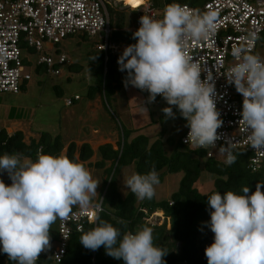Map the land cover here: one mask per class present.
Here are the masks:
<instances>
[{
	"label": "clouds",
	"instance_id": "9594fccd",
	"mask_svg": "<svg viewBox=\"0 0 264 264\" xmlns=\"http://www.w3.org/2000/svg\"><path fill=\"white\" fill-rule=\"evenodd\" d=\"M217 27L215 11L200 12L172 3L162 19L141 17L140 27L133 33L138 42L126 46L118 58L119 70L127 71L126 88L130 84L147 91L149 103L161 95L169 105L163 109L166 117L175 118L173 106L179 109L190 127L185 143L193 148L214 149L221 139L217 130L223 121L214 99L212 73L201 79L204 69L189 51L191 42L208 40ZM260 39L258 31L247 37L249 45ZM231 55L236 63L225 75L243 96L240 122L245 125L247 145L264 155V57L243 45H233ZM238 147V141L229 139L219 148L226 165L236 163ZM3 171L12 181L6 184L0 179L3 252L17 264H36L40 254L51 247L52 225L57 220L68 221L74 207L82 211L92 207L101 181L93 178L79 156L69 158L63 151L59 155L38 151L35 160L19 152L4 153L0 155ZM159 183L154 166L147 174L134 173L124 181L139 200H151ZM249 193L246 185L241 191L208 195L212 209L208 227L214 233V242L205 250L208 264H264V183ZM94 206L96 226L80 236L86 249L104 246L107 255L124 264H166L167 250L154 244L153 227L124 231L100 219L102 207L99 203ZM116 223L126 227L122 219Z\"/></svg>",
	"mask_w": 264,
	"mask_h": 264
},
{
	"label": "trees",
	"instance_id": "16d2710c",
	"mask_svg": "<svg viewBox=\"0 0 264 264\" xmlns=\"http://www.w3.org/2000/svg\"><path fill=\"white\" fill-rule=\"evenodd\" d=\"M206 1L208 0H150L156 10H165L172 3L199 6ZM135 3H142V0ZM116 7L113 4L109 5L111 28L112 15L114 13L116 15L112 34H115L116 31L129 33L125 30L124 17L118 16L119 12ZM134 43H137L135 39L130 38L122 46L125 49L126 46ZM263 44L264 33L259 42L260 46ZM121 54L122 52L112 54V59L109 55L106 73L104 72L105 55L103 54L98 67L100 81L91 86L89 93H92V89H99L107 98L108 85L111 90L125 85L127 71L121 72L118 64ZM109 63L112 64V68H109ZM71 67L79 68L80 65L72 64ZM37 68L40 70L42 66L38 65ZM26 83H22L21 89L25 88ZM117 126L116 147L109 142L101 145L102 157L95 163L104 167V180L93 200V206L102 202L103 211L99 214L100 219L111 222L124 231L135 232L146 225L153 227L154 244L167 250L164 257L166 264H208L205 250L214 242V233L208 227L212 211L208 206V195L215 191H219L223 195L230 189L241 191L246 185L249 186V194H251L255 192L258 183H264V170L252 171L249 167V154L243 150H236L237 161L228 166L224 160H219L217 157L209 158L206 151L192 150L183 145L180 140L176 143L171 154H168L160 137L150 141L146 135H133V132L122 124H117ZM38 151L55 155H59L63 151L69 158L79 156L80 162L86 167L93 164L91 159L94 156V150L88 142L71 141L65 144L61 135L52 136L48 132H42L38 138L31 137L27 141L25 133L20 129L9 133L6 128H0V155L19 152L23 153L25 157L35 160ZM203 156L206 158L205 168L217 176L215 187L207 193H202L196 187V182L201 175L199 157ZM107 163L108 165H106ZM131 164L135 165L136 172L139 174H147L154 166L157 173L159 172L160 181L167 174L183 171L184 175L178 191L174 192L169 199L159 201L153 197L151 200L144 199L138 203L137 197L131 191L127 196L122 197L117 188L116 175L122 166ZM1 173H5L8 177L4 181L11 184L9 174L6 171ZM76 208L79 207L73 209ZM159 211L165 215L163 224H151L146 220L153 213ZM117 219L126 221V227L117 225ZM96 223H85L81 231L77 229L72 231L66 253L60 262L57 263L53 259L51 251H48L40 255L36 264H124L122 259L107 255L104 246L92 251L81 244L80 236L95 227ZM168 223L170 229H167ZM59 224L60 221L57 220L52 225L50 230L51 247L47 250L53 249L60 241ZM0 264H17L3 252L2 243H0Z\"/></svg>",
	"mask_w": 264,
	"mask_h": 264
},
{
	"label": "rangeland",
	"instance_id": "374dc122",
	"mask_svg": "<svg viewBox=\"0 0 264 264\" xmlns=\"http://www.w3.org/2000/svg\"><path fill=\"white\" fill-rule=\"evenodd\" d=\"M108 1H111L113 6H117L118 16L124 17L125 30L129 31V33L116 31L112 34L111 42L124 45L125 41L133 38L137 14L139 11H144L145 6L141 5L142 3H135L138 0H124L126 3L121 0ZM127 4L129 6H126ZM163 13L164 10H157V19H162ZM112 19V29H114L115 13ZM99 42L101 40L98 36H88L83 33L67 36L54 47H50L49 41L46 40L45 51L56 63H59L60 54H65L68 59L67 62L57 66L58 74L49 72L44 66L38 70L41 53L24 48V59L30 62L26 63V69L32 75L31 80L17 93L0 92V128L12 127L13 131L20 129L25 133L27 141L31 137L38 138L42 132H48L52 136L61 135L65 144L76 141L88 142L91 145L94 150L91 159L93 164L87 168L94 179L101 181L97 194L104 180V167L95 163L102 157L101 145L109 142L116 147L117 124H122L131 130L133 135L148 136L150 141L160 137L168 154H171L187 128V120L176 106H173L175 118L166 117L163 109L169 105L165 99L156 97L154 102L149 103V93L140 92L130 84L127 88L124 85L113 90L108 85L107 98L99 89H92V93H89L91 86L100 81L98 67L105 52L97 48ZM135 42L138 40L135 39ZM256 52L264 57V44L259 45ZM112 54L111 52L108 54L111 59ZM93 56H96V59L91 60ZM107 59L104 64L105 73ZM72 64L80 67H71ZM109 68H112L111 63ZM75 95H79L80 99L68 105L67 100L74 99ZM199 158L201 175L196 187L202 193H207L215 187L217 176L205 168L206 158L204 156ZM261 169L264 170V165ZM134 173H137L134 164L124 165L119 169L116 184L122 197L127 196L131 191L125 187L124 181ZM183 175V171L165 175L155 186V200L169 199L178 191ZM2 178L6 180L8 177L0 172V179ZM4 182L7 184L6 181ZM137 200L139 203L140 200ZM146 220L161 225L165 221V215L160 211L155 212ZM167 229H170L169 223Z\"/></svg>",
	"mask_w": 264,
	"mask_h": 264
},
{
	"label": "built area",
	"instance_id": "2783aa9c",
	"mask_svg": "<svg viewBox=\"0 0 264 264\" xmlns=\"http://www.w3.org/2000/svg\"><path fill=\"white\" fill-rule=\"evenodd\" d=\"M109 5L112 3L108 0H0V92L17 93L21 90L23 82L31 80L32 75L26 69V63L30 62L24 59V48L40 52L38 64L46 67L51 73H59L57 66L68 59L65 54H60L59 63H56L45 51L46 40L49 41L50 47H54L67 36L83 33L100 38L101 42L97 44V48L105 52V59L108 58L109 52H123L122 45L111 42ZM141 5L145 6V10L137 14L135 30L139 29L143 15L155 19L158 17L157 10L153 8L150 0H145ZM184 6L200 12L211 10L217 13L218 27L215 35L208 40L191 42L189 51L204 69L201 79H205L209 71L212 73L215 83L214 99L223 124L217 130L221 139L216 142L214 149L193 148L185 143L190 131L189 126L180 141L192 150H204L209 158L217 157L219 160L226 159L219 148L229 139L238 141L237 150L249 154V167L256 172L264 165V155L255 153V150L247 145L245 125L240 122L243 96L237 92L234 84L228 83L225 73L236 63L231 55L233 45L250 46L254 52L257 51L260 40L249 45L247 37L252 31H258L260 37L264 33V0H208L199 6ZM157 97L163 98L161 95ZM78 99L80 96L75 95L74 99L67 100V104L71 105ZM99 204L102 207V202ZM96 222L95 206L85 211L80 208L72 209L68 221H60V241L53 249L42 253L51 251L53 259L57 263L60 262L66 253L72 231H81L85 223Z\"/></svg>",
	"mask_w": 264,
	"mask_h": 264
},
{
	"label": "crops",
	"instance_id": "0c3cea01",
	"mask_svg": "<svg viewBox=\"0 0 264 264\" xmlns=\"http://www.w3.org/2000/svg\"><path fill=\"white\" fill-rule=\"evenodd\" d=\"M121 1H123L124 2V0H121ZM124 48V47H123ZM12 129V127H8V128H6V130L9 132V133H12L13 132V130H11ZM106 143V142H105Z\"/></svg>",
	"mask_w": 264,
	"mask_h": 264
},
{
	"label": "bare ground",
	"instance_id": "6f19581e",
	"mask_svg": "<svg viewBox=\"0 0 264 264\" xmlns=\"http://www.w3.org/2000/svg\"><path fill=\"white\" fill-rule=\"evenodd\" d=\"M145 0H142V4L144 3ZM162 216V215H161Z\"/></svg>",
	"mask_w": 264,
	"mask_h": 264
}]
</instances>
